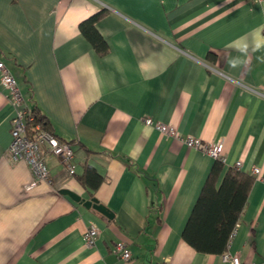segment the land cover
Here are the masks:
<instances>
[{
  "label": "crops",
  "instance_id": "crops-1",
  "mask_svg": "<svg viewBox=\"0 0 264 264\" xmlns=\"http://www.w3.org/2000/svg\"><path fill=\"white\" fill-rule=\"evenodd\" d=\"M98 12L105 53L79 27ZM0 59L76 164L70 175L48 155L49 180L28 186L31 167L6 157L14 107L0 80V264H126L118 241L134 264H229L183 237L216 160L143 118L224 138L218 186L237 161L264 172V0H0ZM87 165L103 177L96 188L79 179ZM227 253L264 264L260 178Z\"/></svg>",
  "mask_w": 264,
  "mask_h": 264
},
{
  "label": "built area",
  "instance_id": "built-area-1",
  "mask_svg": "<svg viewBox=\"0 0 264 264\" xmlns=\"http://www.w3.org/2000/svg\"><path fill=\"white\" fill-rule=\"evenodd\" d=\"M262 1V0H260ZM0 80L7 90V97L14 107L11 117L10 146L6 157L13 163L24 161L35 174V181L28 186H34L40 181L50 178L47 156L52 155L61 159L70 175L76 173L75 152L72 144L58 137L53 131L37 121L32 109L28 107L20 86L7 64L0 59ZM145 125L151 126L169 136L180 139L187 146L193 147L202 153L216 159L224 160L225 139L206 141L192 135L181 134L173 124H166L151 117L143 118ZM242 163L237 161L236 167L241 168ZM251 174L264 180V172L259 167H254ZM99 234V227L91 222L85 233L87 246H93ZM115 252L119 254L126 264L133 263V255L124 241L115 244ZM223 260L229 264H242L239 256L229 253L223 254Z\"/></svg>",
  "mask_w": 264,
  "mask_h": 264
},
{
  "label": "trees",
  "instance_id": "trees-1",
  "mask_svg": "<svg viewBox=\"0 0 264 264\" xmlns=\"http://www.w3.org/2000/svg\"><path fill=\"white\" fill-rule=\"evenodd\" d=\"M102 15L103 12H98L82 21L79 26L81 32L92 42L99 53H105L108 50L106 40L95 26ZM32 112L38 122L50 129L44 115L40 114L37 109H32ZM223 164L224 160L216 159L183 231L185 241L196 250L205 253L224 254L227 252L229 241L247 204L248 194L256 178L255 175L245 173L235 166L227 172L218 186ZM79 179L83 184L96 188L102 182L103 177L92 166L87 165ZM157 264L168 263L159 262Z\"/></svg>",
  "mask_w": 264,
  "mask_h": 264
},
{
  "label": "water",
  "instance_id": "water-1",
  "mask_svg": "<svg viewBox=\"0 0 264 264\" xmlns=\"http://www.w3.org/2000/svg\"><path fill=\"white\" fill-rule=\"evenodd\" d=\"M61 193L71 196L75 201L82 203L87 208H94L95 210L99 211L103 215L109 218H113V214L104 205L100 204L95 198L86 200L67 189H62Z\"/></svg>",
  "mask_w": 264,
  "mask_h": 264
}]
</instances>
